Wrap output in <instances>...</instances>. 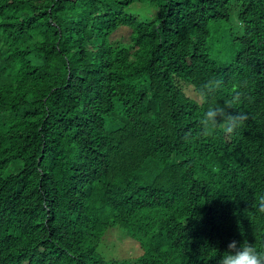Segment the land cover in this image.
<instances>
[{"label":"trees","instance_id":"1","mask_svg":"<svg viewBox=\"0 0 264 264\" xmlns=\"http://www.w3.org/2000/svg\"><path fill=\"white\" fill-rule=\"evenodd\" d=\"M234 97L247 119L199 135ZM258 194L264 0H0V264H217L264 248ZM112 227L136 256L96 251Z\"/></svg>","mask_w":264,"mask_h":264},{"label":"clouds","instance_id":"2","mask_svg":"<svg viewBox=\"0 0 264 264\" xmlns=\"http://www.w3.org/2000/svg\"><path fill=\"white\" fill-rule=\"evenodd\" d=\"M219 87L220 82H215ZM238 102V97H234L230 101H226L224 106H216L209 108L200 120L199 135H212L219 127L225 133L231 134L237 127H239L244 120L247 119L243 113L232 114L229 109ZM252 208L255 213L264 216V194H258ZM255 243H249L246 239L242 242L231 241L227 245V249L223 252L221 257L217 260V264H264V248L257 247V240L259 237L253 234Z\"/></svg>","mask_w":264,"mask_h":264},{"label":"rangeland","instance_id":"3","mask_svg":"<svg viewBox=\"0 0 264 264\" xmlns=\"http://www.w3.org/2000/svg\"><path fill=\"white\" fill-rule=\"evenodd\" d=\"M126 12L133 13L137 17L144 19L149 17L153 12V7L147 4L141 3H133L126 8ZM232 26L234 20L230 16L229 22H221L219 24V28L213 29V40H219V35L223 34L228 30L229 24ZM129 30L126 28H121L114 33L115 37H119L121 39H125ZM213 41V48L215 42ZM216 58H219L221 61H224V55L219 53L216 55ZM182 89L189 96H194L192 87L190 85H183ZM134 239L130 238L125 230L120 229L118 227L107 228L97 245L96 251L104 258V259H116L123 260L130 257H134L139 253L137 249V244ZM137 247V248H136Z\"/></svg>","mask_w":264,"mask_h":264}]
</instances>
